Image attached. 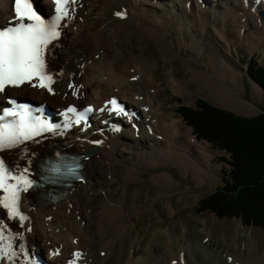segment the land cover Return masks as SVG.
I'll list each match as a JSON object with an SVG mask.
<instances>
[{
	"label": "bare ground",
	"instance_id": "1",
	"mask_svg": "<svg viewBox=\"0 0 264 264\" xmlns=\"http://www.w3.org/2000/svg\"><path fill=\"white\" fill-rule=\"evenodd\" d=\"M188 1H191V6H187ZM257 3L258 0H76L69 8V16H74V21L67 29L63 26L58 28L59 35L53 44L60 43V46L55 51V59L51 64L48 60L45 62L49 72L47 76L51 77L56 94L51 96L47 92L27 86L0 92L1 103L7 104L18 98L22 103V109L32 112L28 107L29 101H40L34 97L47 100L53 105H66L73 92L66 89V86L72 82L75 86H80L76 90L79 92L78 96L83 98L82 101L102 103L103 99L117 94L122 97V101H130L139 116L143 114L137 128H133L125 120L114 118V121L122 126L120 134L119 131L112 134L113 131L110 129H105L101 137H89L86 136L87 133L84 135L83 143L73 141L75 134H72V141L69 143H74L75 149L88 151L91 155L88 160L83 158L85 162L83 174L87 178L85 185L74 182L71 187L77 185L70 189L71 187L64 186L61 180L56 178L54 188L56 194L60 195V192L67 190L63 197L68 199L58 204L56 210L52 211L54 219L58 221L57 227L56 221L52 220L45 227L50 228L47 237L50 238L51 235V240L61 252L62 258L69 256L74 250L75 259L72 260V264H77L78 261V264H83V261L85 264H264V257L258 255V244H251L248 241L252 231L247 232L242 224L235 234L236 238L246 240L245 247L240 251L245 252L242 256L240 252L234 253L227 249L226 243L224 250H218L211 244L213 237L211 232L205 236L206 242L199 239L190 240L189 226L186 222L184 231L179 234L174 227L161 224L158 230L148 231V238H145L141 234L142 231L137 229L138 221L142 217L138 218L141 211L139 206L147 209L155 203L158 205L166 198L169 212L175 214L169 197L181 193L184 189H190L188 186L184 189L179 188L182 185L181 176H192L197 182L196 186L204 184L208 179L216 180L214 168L216 166L212 165L216 152L212 148L208 149L209 145L202 146L201 139L190 136V141H196L198 145L200 155L196 153V156L199 157L191 154L188 145H183L181 150H178L181 134L184 133L187 138V133L182 131V122L190 118L183 121L181 117L174 118L171 114L165 113V101L158 98L160 88H157L156 81L151 82L148 72H153L160 64L167 65L183 51L187 50L195 56L201 52L199 49L202 45V50L210 57V63L205 61L206 68H198L196 64L199 61H195L192 55L186 57L184 67L187 75L178 77L174 71L173 76H170L171 85L178 92L176 93L189 96L194 93L192 86L198 82L199 89L207 90L209 96L214 97L217 102L244 105L240 95L237 97L236 91L239 89L232 85L230 77L233 76L232 72L236 70L235 65L238 63L232 57H220V47L214 42V33L211 32H215L217 37L222 35L225 39L227 34L223 33V28L233 17V23L240 36L245 40L252 38L257 44L252 50L264 49V44H261L264 43V19L260 16V11L264 10V0H261L260 4ZM221 4L227 6V9L212 17L215 26L211 27L207 17ZM8 11L9 0H0V22L12 17L8 16ZM45 11L52 12L49 4H45ZM117 12L123 15L119 17L116 15ZM180 36L185 43L191 45L192 50L185 48L180 42ZM206 36L207 38L203 40ZM132 38H136L138 42V47L132 52L137 56L132 59L135 65L131 63L135 68L134 73H131L129 66L123 62V58L129 55V52L117 55L119 50L125 49ZM147 44L156 45L157 55L153 61L138 59L141 54L136 53V49L144 51ZM50 47L45 50V54ZM212 48L219 51V62H214L217 67L213 64L216 57L210 52ZM258 64L260 66V63ZM171 67L169 71L173 72ZM103 75L107 76V79L103 78ZM134 76L136 78L131 81ZM199 77H202L200 82ZM110 83L116 84L119 88H111ZM124 102H116L114 109L110 108V111L118 113ZM80 107L77 110L79 115L89 113ZM124 110L137 114L129 103ZM43 111L50 116L48 111ZM38 112L43 114L41 110ZM31 119L35 121V118ZM65 120H68V117H65ZM2 121L0 120V124ZM48 123L50 125V120ZM97 123L102 126V120ZM34 124L37 130L43 131L44 136L48 133L57 134L54 131L44 132L48 131L45 123ZM71 131L76 133L74 129ZM163 140L169 141L170 144L162 149L160 146ZM95 142L100 144L94 145ZM48 143L54 148L58 145L57 149L63 150L60 138L52 139ZM5 148L7 147L0 150L4 151ZM14 148H18L22 154L27 152L23 144H16ZM43 151L45 156L41 162L45 163L47 157L57 171V166L52 160L55 152H49L46 147ZM0 164L8 171L1 161ZM176 169L180 171L181 176L176 175ZM22 178L26 179V176ZM35 181L37 186L40 181L36 179ZM149 184L153 185L156 193H161L158 196H151ZM136 187L139 190L136 191ZM43 191L45 192L42 190V193ZM36 196H39L38 192L25 198L27 207L34 202ZM139 197L155 200L150 205H141L137 201ZM46 199L51 197L46 195ZM234 218L240 219L237 213L234 214ZM205 221L208 223L207 219ZM34 230V226L32 232L26 227L24 233L28 234L29 239L25 242L29 240L33 242ZM203 230L206 233L207 227L204 226ZM38 235L41 236L40 230ZM31 246L24 247L29 252ZM183 257L185 261L181 262ZM44 259H51L49 263L51 264L56 258L49 256Z\"/></svg>",
	"mask_w": 264,
	"mask_h": 264
},
{
	"label": "rangeland",
	"instance_id": "2",
	"mask_svg": "<svg viewBox=\"0 0 264 264\" xmlns=\"http://www.w3.org/2000/svg\"><path fill=\"white\" fill-rule=\"evenodd\" d=\"M158 5L159 4H156V6ZM225 8L227 9V6ZM220 12L222 11L219 8L215 9L207 17L208 19L207 22L211 25V27L215 26V24L212 22V17ZM233 20L234 18L231 17L228 20V23L223 28V33L227 34L225 39L223 38L222 35L221 38V37H217V35H215V32H211V33H214L213 36L214 42L218 43V46L220 47L219 50L221 52L220 57H225V58L232 57L234 61L238 63V65H235L234 62L229 61V63L235 65L236 68V70L233 69L234 70L232 72L233 76L230 77L232 80V85L236 86L239 89L238 91H236V94L237 97H239L238 95H240L244 105L235 106V105L221 104L220 102H217L214 97L209 96L207 90L199 89L198 82H195L194 85L192 86L194 89L193 94L189 96H182L177 94L178 92L171 85L170 76H173L174 71L176 73V76L178 77L181 76L183 77L187 75L184 67L185 66L184 62L186 57L192 55L195 61H199L196 64L198 68L200 67L206 68V65L204 63L205 61L207 63H210V57L208 56L207 53L204 52V50H202V45H200L199 50L201 52L196 53L195 56L194 54L189 53V51L187 50L186 51L188 52V54L186 51H183L181 52L180 55H177L173 61H169L168 62L169 64L168 63L167 65L160 64L156 70H154L153 72L152 71L148 72V76L151 77V82L156 81L157 88H160V96H158V98L165 101L164 110L166 114H171L172 117L174 118L177 117L182 118V115L185 118H189L188 111L191 112L190 110H201L204 104L206 105L207 108L216 107L225 112H229L240 117H248V118L256 117L264 112V87L260 79L257 78L255 74L256 72H259L258 74H261L264 71V65H262V63L264 62V51L262 49L259 50L256 49L255 51L252 50V47L253 46L257 47V44L252 40V38H250V40L243 39L240 36L236 25L233 23ZM206 38L207 36L204 37L203 40H205ZM174 41L175 43L177 42L176 36ZM180 42L185 46V48L192 50L191 45L185 43V41L182 40L181 36H180ZM187 45H189V48L187 47ZM136 47H138L137 39L132 38V40L126 45L125 49L119 50L117 54L119 55L121 53L129 52V55L127 54V56L125 55V57L123 58V62L129 66L131 73L135 72V68L131 66V63L132 65H135L132 59L137 56L134 55L132 52L135 50ZM142 50L136 49V53L141 54V56H138L139 57L138 59L153 61L155 56L157 55L155 44H151V45L147 44V46L144 48V51ZM219 51L213 48L210 50L212 55L216 57L213 60V64L215 61L219 62L218 60ZM132 55L133 57H131ZM257 62L260 63V66ZM253 63L255 65H253ZM214 66L217 67L216 64H214ZM170 67L172 68L173 72L169 71ZM95 75L98 74L95 73ZM102 77L107 79V76L105 75H103ZM132 78H136V77L134 76ZM201 78L199 77V82L200 80H202ZM109 86L111 88L118 87L116 84L113 83H110ZM115 90L117 89L115 88ZM205 126L214 127L215 125H213L212 123L210 125H205ZM191 129L193 128L190 126L188 127L184 126L183 131L187 133V138L184 136V133L181 134L178 141L179 142L178 150H181V147L183 145L184 146L188 145V149L191 151V154L195 157L196 153L200 155V153L197 150L198 145L196 141L191 142L189 137L194 136L198 140L201 138H197L195 132ZM195 129L201 137L208 136L211 140V142H209L206 139H201L202 146L209 145L208 149L211 150L212 148L216 152L215 158H213V163H212V165L216 166L214 167L216 173L215 175L216 180L209 181L208 179L207 182H204V184L200 186H196L197 182L194 180L192 176L191 177L181 176L180 171L176 169V175L181 176L182 185L180 184L181 186L179 188L184 189V187L188 186L190 189L188 190L184 189V191H182L181 193H175L169 197L168 200L172 201L170 202L172 204V209L175 210V214L173 212L172 214L169 212L166 205V198L162 200V202H159L158 205L157 203H155L152 207L147 209H144L142 206H139L141 208V211L138 215V218L141 216L142 217L138 221L137 229L141 230L143 235L146 234L148 235V231L152 232L154 229L158 230L160 228V225L162 224V226L170 225L171 227H174V230L177 232V234H179L180 232L184 231L185 222H186L190 229V230L188 229L190 240L193 239L194 241H196V239H199L201 242L203 241L206 242L207 238L205 236L212 233L213 237L211 244H213V246H215L218 250L220 249H221L220 251L224 250L225 248L224 244L226 243L228 244L227 249H230L234 253H239L240 251H242V248L245 247L246 245V240L244 238L235 237V234H237L238 227L242 224L246 227L245 229L247 230V232L249 230L252 231V236L248 239L249 243L251 244L257 243L258 255L264 257V228L248 227L244 224L245 222L244 221L242 222L240 219L235 220V218H225L227 216H224V218H220L216 214L210 212L202 213L199 211L200 200L205 198L207 195L216 192L218 187L224 185V181L227 178V169L232 167L231 165H228L226 161H231L232 156L230 155V153L218 149L219 144L217 138L222 134L219 129L215 128L214 130V133L217 135L202 134L201 131L197 130L196 127ZM169 144H170L169 141L163 140L160 147H162L163 149L164 147H168ZM102 177H104V175ZM228 184L229 182L227 181L226 187L228 186ZM82 185H85V183H82ZM149 189L151 196H155V195L158 196V194L161 193V192L156 193L152 184H149ZM137 190H139L138 187H136V191ZM154 200L155 199H144L142 197L137 198L138 203H140L141 205L144 204L150 205L154 202ZM205 219H207L208 223H206ZM204 226L207 227L206 233L203 230ZM64 228L65 227H63V229ZM49 229L50 228L47 229L43 228L44 234H46ZM48 243L50 244L51 247L54 244L53 242H51V240ZM243 253L245 252H240V255L242 256ZM246 254H248V250Z\"/></svg>",
	"mask_w": 264,
	"mask_h": 264
},
{
	"label": "snow or ice",
	"instance_id": "3",
	"mask_svg": "<svg viewBox=\"0 0 264 264\" xmlns=\"http://www.w3.org/2000/svg\"><path fill=\"white\" fill-rule=\"evenodd\" d=\"M55 3L56 14L45 20L34 9L32 0H14V19L7 28L0 29V92H4L9 86L18 87L26 82L31 84L34 78L38 79L40 87H48L51 91L49 85L45 83V80L51 82V77L45 74V50L59 35L60 22L69 15L68 9L75 0H55ZM116 15L122 16L123 13L117 12ZM111 103L116 104V101L113 100ZM68 111L76 110L69 108ZM91 111V108L85 110ZM14 115L16 113L5 109L3 115H0V120ZM28 116L30 117V113ZM83 118L84 113H81L80 119ZM36 134L38 130L35 124L30 123L24 116H21L18 122L0 124V148L17 144L21 142V138L29 139ZM8 179L0 164V188L6 193L0 203L11 216H19L20 220H24L26 217L17 209L19 189L16 185L9 184ZM20 179L23 180L22 177ZM4 239L3 225L0 224V241ZM2 251L3 249H0V252ZM76 255L79 256V253Z\"/></svg>",
	"mask_w": 264,
	"mask_h": 264
},
{
	"label": "trees",
	"instance_id": "4",
	"mask_svg": "<svg viewBox=\"0 0 264 264\" xmlns=\"http://www.w3.org/2000/svg\"><path fill=\"white\" fill-rule=\"evenodd\" d=\"M258 73L264 87V71ZM190 111L188 121L202 134L217 135L215 128L220 130L218 144L232 156L224 185L201 200L199 211L215 212L220 218L237 213L247 224L264 227V112L240 117L205 104L201 110ZM212 123L214 127L205 126Z\"/></svg>",
	"mask_w": 264,
	"mask_h": 264
},
{
	"label": "water",
	"instance_id": "5",
	"mask_svg": "<svg viewBox=\"0 0 264 264\" xmlns=\"http://www.w3.org/2000/svg\"><path fill=\"white\" fill-rule=\"evenodd\" d=\"M262 14L264 15V12Z\"/></svg>",
	"mask_w": 264,
	"mask_h": 264
}]
</instances>
